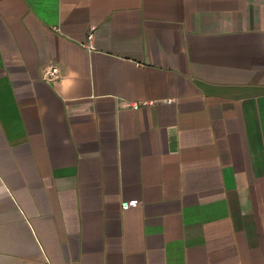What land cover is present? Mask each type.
Listing matches in <instances>:
<instances>
[{"label":"crops","instance_id":"1","mask_svg":"<svg viewBox=\"0 0 264 264\" xmlns=\"http://www.w3.org/2000/svg\"><path fill=\"white\" fill-rule=\"evenodd\" d=\"M0 264H264V0H0Z\"/></svg>","mask_w":264,"mask_h":264},{"label":"built area","instance_id":"2","mask_svg":"<svg viewBox=\"0 0 264 264\" xmlns=\"http://www.w3.org/2000/svg\"><path fill=\"white\" fill-rule=\"evenodd\" d=\"M93 31H90L89 32V34H88V38H92L93 37ZM58 75V67L57 66H51L49 69H47L46 70V72H45V74H44V76H45V78H54V77H56ZM144 103H148L147 101L146 102H144ZM127 106H131V107H133V108H135V109H137V108H139L140 106H141V103L140 102H137V101H134V102H126L125 103ZM122 206L124 207V208H127L128 206H129V203L128 202H126V201H124L123 203H122Z\"/></svg>","mask_w":264,"mask_h":264}]
</instances>
